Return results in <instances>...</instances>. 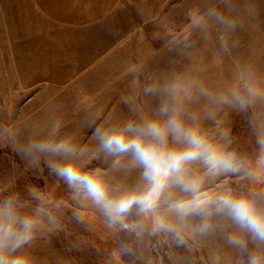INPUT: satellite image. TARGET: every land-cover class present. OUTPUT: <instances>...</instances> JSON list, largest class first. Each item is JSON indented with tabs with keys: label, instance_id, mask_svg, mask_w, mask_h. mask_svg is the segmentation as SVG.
Returning a JSON list of instances; mask_svg holds the SVG:
<instances>
[{
	"label": "rangeland",
	"instance_id": "374dc122",
	"mask_svg": "<svg viewBox=\"0 0 264 264\" xmlns=\"http://www.w3.org/2000/svg\"><path fill=\"white\" fill-rule=\"evenodd\" d=\"M24 0H0V202L41 226L12 255L28 264H248L264 241L233 218L225 197L264 216V0H120L115 14L80 26L32 20ZM252 89V92L249 91ZM245 100L240 106L234 98ZM166 107L168 110L162 112ZM175 116L238 170L205 154L159 177L153 206L116 218L53 170L72 160L112 198L148 196L155 183L133 152L109 154L98 131L125 130L165 154L190 151ZM148 121L164 139L144 134ZM69 140L72 157L26 150ZM234 241H239L236 243Z\"/></svg>",
	"mask_w": 264,
	"mask_h": 264
},
{
	"label": "clouds",
	"instance_id": "9594fccd",
	"mask_svg": "<svg viewBox=\"0 0 264 264\" xmlns=\"http://www.w3.org/2000/svg\"><path fill=\"white\" fill-rule=\"evenodd\" d=\"M249 91L252 92V89ZM234 98L241 107L245 105V100L239 95H234ZM167 110L166 107L161 109L162 112ZM166 127L172 132L183 133L184 137L193 145L192 150L168 153L165 157V154L159 151L156 145L145 143L141 136L127 135V131L133 128L131 124L127 125L125 130L98 131L100 146L105 152L109 154L133 152L145 169V178L153 180L155 183L152 193L148 196L126 194L119 198H112L100 178L82 172L72 160L57 164L53 170L70 187H75L90 197L106 215L116 218L126 212L133 203H139L145 209L151 208L158 195L157 190L161 186L159 177L167 176L169 170H179L184 161L196 158L201 153L205 154V162L213 169L238 170L241 167L233 153H223L208 144L205 137L196 130H184L175 116L167 121ZM141 131L157 139L162 140L165 137V126H162L158 121H148ZM257 143L260 146L257 163L264 166V136L260 137ZM33 149L63 157H72L77 151L76 146L69 140L43 141L31 145L26 150V154L30 155ZM222 202L230 208L236 221L247 227L256 239L264 241V216L255 212L251 202L243 198L232 199L231 197H225ZM42 211L43 209L38 208L32 215L21 214L19 205L14 199L9 198L0 202V264H28L26 257L12 255V253L32 239L34 232L41 226L40 214ZM234 242L240 243L239 241ZM248 264H264V257L250 254Z\"/></svg>",
	"mask_w": 264,
	"mask_h": 264
},
{
	"label": "crops",
	"instance_id": "0c3cea01",
	"mask_svg": "<svg viewBox=\"0 0 264 264\" xmlns=\"http://www.w3.org/2000/svg\"><path fill=\"white\" fill-rule=\"evenodd\" d=\"M32 20L58 22L77 27L115 14L120 0H24ZM24 3V2H23ZM24 3V4H25Z\"/></svg>",
	"mask_w": 264,
	"mask_h": 264
}]
</instances>
